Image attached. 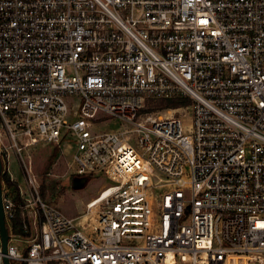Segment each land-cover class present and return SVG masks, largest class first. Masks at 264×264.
<instances>
[{
    "label": "built area",
    "instance_id": "obj_1",
    "mask_svg": "<svg viewBox=\"0 0 264 264\" xmlns=\"http://www.w3.org/2000/svg\"><path fill=\"white\" fill-rule=\"evenodd\" d=\"M62 141L112 182L74 216L22 156ZM8 150L36 206L12 233L1 187L0 264H264V0H0V172Z\"/></svg>",
    "mask_w": 264,
    "mask_h": 264
},
{
    "label": "rangeland",
    "instance_id": "obj_2",
    "mask_svg": "<svg viewBox=\"0 0 264 264\" xmlns=\"http://www.w3.org/2000/svg\"><path fill=\"white\" fill-rule=\"evenodd\" d=\"M189 103V101H188ZM150 108L148 104V110L159 111L166 113L164 109H175L176 107H162L156 105ZM187 104V102H186ZM156 106V107H155ZM150 108V109H149ZM172 114H177L178 110L170 111ZM120 123L116 119L106 120L96 125V130L107 131L114 130L121 127ZM53 146L49 144H40L30 148L26 151H22L23 158L28 160L31 173L34 176L37 186L36 190L39 195V187H44V201L45 203L54 206L64 215L74 216L83 210L84 203L90 198L94 197L97 192L105 185L111 184L112 182L105 178L101 173H94L85 179L83 183H79L78 180L81 177H74L71 175L70 170L66 167L65 163L70 162V153L73 146L67 145L66 142L62 141L60 144L61 154L55 151V155L52 159L49 156L53 153ZM7 165V171L4 170L9 180L16 183L18 188V194L22 198L26 197L27 185L16 161V157L11 150L6 152V159L4 161ZM85 178V177H84ZM54 181L53 190H49L50 182ZM75 182V183H73ZM53 185V184H52ZM2 192L8 196L9 188H6L1 181ZM40 196V195H39ZM9 197V196H8ZM23 199V198H22ZM30 202L23 199L25 208L16 210L14 218H17L21 223L26 221L30 222L27 218V211L32 205L35 208L33 199L29 198ZM30 204V205H28ZM31 235L34 230V226L29 225Z\"/></svg>",
    "mask_w": 264,
    "mask_h": 264
},
{
    "label": "trees",
    "instance_id": "obj_3",
    "mask_svg": "<svg viewBox=\"0 0 264 264\" xmlns=\"http://www.w3.org/2000/svg\"><path fill=\"white\" fill-rule=\"evenodd\" d=\"M188 101H189L188 98H181V97L176 96V97H172L169 99L154 100L149 104V106H150V108H152V106L154 107V102H156L157 103L156 105L159 104V106L170 108V107L180 106L186 102L188 103ZM52 152L53 153L49 156L50 159H52L55 155V151L53 150ZM0 181H2V183L4 184V186L6 188H9L8 196H9L10 200L13 203H21L22 204L23 200L18 194V188L16 186V183L13 182L12 180H9L8 177L6 176V173H4V171L0 172ZM53 186H54V181H51L50 186H49V190L52 191ZM39 195L42 199H44V187H42V185L39 187ZM39 218H41L40 214H39ZM11 232L14 234L21 233L20 222L17 218H14L11 220ZM23 235H25V234H23Z\"/></svg>",
    "mask_w": 264,
    "mask_h": 264
},
{
    "label": "water",
    "instance_id": "obj_4",
    "mask_svg": "<svg viewBox=\"0 0 264 264\" xmlns=\"http://www.w3.org/2000/svg\"><path fill=\"white\" fill-rule=\"evenodd\" d=\"M86 178L81 177L79 178L78 182L83 183ZM75 183V182H73ZM7 240V230L5 227V222H4V217H3V211H2V206H1V181H0V250L1 253H5V244ZM2 264H8V260L5 256L1 258Z\"/></svg>",
    "mask_w": 264,
    "mask_h": 264
}]
</instances>
